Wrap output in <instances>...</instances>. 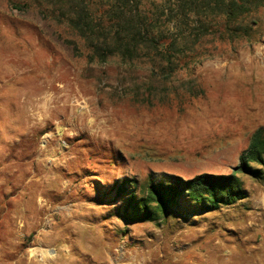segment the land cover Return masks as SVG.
<instances>
[{"label": "rangeland", "instance_id": "1", "mask_svg": "<svg viewBox=\"0 0 264 264\" xmlns=\"http://www.w3.org/2000/svg\"><path fill=\"white\" fill-rule=\"evenodd\" d=\"M257 17L251 42H208L162 99L145 66L74 57L60 28L0 0V264H264V168L237 174L231 206L153 223L124 219L111 193L235 172L264 136Z\"/></svg>", "mask_w": 264, "mask_h": 264}, {"label": "trees", "instance_id": "2", "mask_svg": "<svg viewBox=\"0 0 264 264\" xmlns=\"http://www.w3.org/2000/svg\"><path fill=\"white\" fill-rule=\"evenodd\" d=\"M7 1L60 28V40L74 57L91 63L114 59L130 67L145 66L150 76L144 85L150 95L170 86L177 72L204 58L207 50L203 46L208 42H251L258 11L264 7V0ZM168 92L165 89L159 95L164 99ZM252 165L264 168L261 130L251 136L231 175L169 177L160 182L149 180L140 187L132 180L116 183L111 193L115 201H122V216L130 222L153 223L173 213H208L245 198L237 174L261 178L262 170Z\"/></svg>", "mask_w": 264, "mask_h": 264}]
</instances>
